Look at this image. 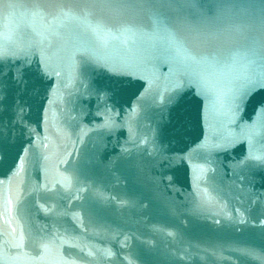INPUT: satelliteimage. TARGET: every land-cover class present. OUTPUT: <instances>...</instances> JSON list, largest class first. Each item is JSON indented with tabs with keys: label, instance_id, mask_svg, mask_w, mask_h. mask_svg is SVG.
I'll use <instances>...</instances> for the list:
<instances>
[{
	"label": "water",
	"instance_id": "obj_1",
	"mask_svg": "<svg viewBox=\"0 0 264 264\" xmlns=\"http://www.w3.org/2000/svg\"><path fill=\"white\" fill-rule=\"evenodd\" d=\"M0 264H264V0H0Z\"/></svg>",
	"mask_w": 264,
	"mask_h": 264
}]
</instances>
